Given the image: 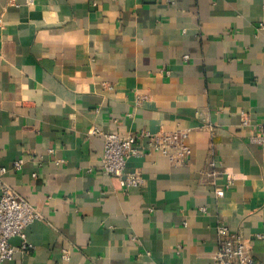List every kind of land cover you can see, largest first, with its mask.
<instances>
[{"label": "crops", "instance_id": "1", "mask_svg": "<svg viewBox=\"0 0 264 264\" xmlns=\"http://www.w3.org/2000/svg\"><path fill=\"white\" fill-rule=\"evenodd\" d=\"M245 117L264 125V0H0V189L42 214L2 264H215L222 224L263 263ZM94 128L190 130L192 155L131 157L144 185L124 188Z\"/></svg>", "mask_w": 264, "mask_h": 264}, {"label": "built area", "instance_id": "2", "mask_svg": "<svg viewBox=\"0 0 264 264\" xmlns=\"http://www.w3.org/2000/svg\"><path fill=\"white\" fill-rule=\"evenodd\" d=\"M28 1L34 4V0ZM242 125L254 129L255 134L251 137V143L259 146L264 153V125H253L249 117L243 118ZM189 131L177 130L157 134L141 131L123 137L116 134H102L98 128H94L90 133L104 135L105 146L101 158L103 172L118 177L122 186L129 189L144 185V178L139 172H128L129 158L157 152L169 158L174 165L186 164L192 155V149L188 144ZM22 165L23 160H19L14 164V168L21 169ZM7 171V168H1L0 175ZM212 175H216V172L214 171ZM34 176L36 177V174ZM216 194L219 198L223 197L225 189H217ZM41 218L42 214L39 210L10 185L1 186L0 264L13 259L16 247L11 244L12 239L20 238L23 241V250L32 247L27 238V228ZM258 238L264 241V233L258 234ZM218 247L213 257L215 264H264L254 257L253 245L249 239L241 232L232 231L223 224L218 226ZM63 258L67 260L69 252L64 251Z\"/></svg>", "mask_w": 264, "mask_h": 264}]
</instances>
